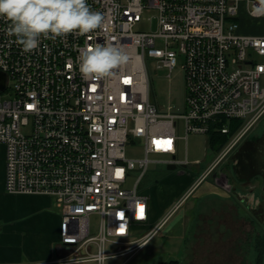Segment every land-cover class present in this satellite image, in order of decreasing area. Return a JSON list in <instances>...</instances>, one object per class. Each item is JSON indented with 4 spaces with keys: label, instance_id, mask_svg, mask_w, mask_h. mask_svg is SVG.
Wrapping results in <instances>:
<instances>
[{
    "label": "built area",
    "instance_id": "2783aa9c",
    "mask_svg": "<svg viewBox=\"0 0 264 264\" xmlns=\"http://www.w3.org/2000/svg\"><path fill=\"white\" fill-rule=\"evenodd\" d=\"M88 3L103 14L98 29L42 38L31 52L3 30L8 21L0 18L4 189L54 199L61 209L62 254L29 264H127L182 204L148 228L150 196L141 184L154 162L150 157L167 156L162 163L182 173L191 164L187 151L178 158L182 140L210 132L229 136L184 201L264 118V33L247 34L242 27L243 11L250 22L264 23L263 0ZM147 11L156 14L157 29L136 31ZM97 43L120 47L128 60L109 76L85 78L80 56ZM178 57L184 60L185 112L164 113L152 100L149 68L172 70ZM232 121L239 123L231 134ZM138 141L145 156L128 159L127 147ZM93 217L99 221L95 231Z\"/></svg>",
    "mask_w": 264,
    "mask_h": 264
},
{
    "label": "crops",
    "instance_id": "0c3cea01",
    "mask_svg": "<svg viewBox=\"0 0 264 264\" xmlns=\"http://www.w3.org/2000/svg\"><path fill=\"white\" fill-rule=\"evenodd\" d=\"M263 144V133L245 137L221 174L213 175L215 186L202 182L197 200L189 196L187 210L168 219L160 230L168 252L163 262L264 264ZM0 167V264L42 263L61 255L60 215L50 212L51 199L6 193L4 164ZM195 181L189 176L183 192ZM167 211L168 203L161 211L151 207L148 228Z\"/></svg>",
    "mask_w": 264,
    "mask_h": 264
},
{
    "label": "rangeland",
    "instance_id": "374dc122",
    "mask_svg": "<svg viewBox=\"0 0 264 264\" xmlns=\"http://www.w3.org/2000/svg\"><path fill=\"white\" fill-rule=\"evenodd\" d=\"M264 1V0H263ZM244 7V4H242ZM156 14L152 11H147L144 14L143 21L139 23L135 30L139 32L154 31L157 29ZM250 22L246 11L242 14V27L247 34L260 35L264 33L263 19H253ZM264 62V59H260ZM184 60L181 57L177 59V65L172 69L157 68L156 64L149 68L151 95L152 100L156 102L162 112L167 113L171 110L174 113L185 112L186 106V83L185 72L183 70ZM264 134V118L257 124V126L246 136H258ZM180 135L184 136V130L180 131ZM208 137L203 134H190L187 140L180 142L178 158L184 160L186 158V151L189 162L184 171L185 174L180 173L182 168L176 170H169L167 164L162 163L163 160L168 159L163 155H152L150 159L154 161L150 167L147 175L142 181L141 189L150 196V205L153 211L161 209L168 203V211L178 203L182 202L179 207L178 214L187 210L190 203L186 200L182 201L189 190L183 192V187L188 181L189 176H194L195 180L205 174L207 169L211 167L219 157V153L215 152L208 145ZM264 145V144H263ZM235 149L226 157L206 180V184L210 183L215 186L214 174L220 173L223 168L228 165L229 159L232 157ZM145 156L143 142L138 141L134 145H129L126 149V157L128 159H140ZM4 164V182L6 172V150L3 145H0V165ZM1 168V167H0ZM227 171V170H226ZM225 173V172H224ZM135 177L139 176V172L133 173ZM221 174V173H220ZM224 175V174H223ZM186 178V179H185ZM196 182V181H195ZM218 182V180H217ZM195 183H193L194 185ZM218 185V183H216ZM183 192V193H182ZM199 192L194 191L190 196V200H197ZM230 196L231 195L230 192ZM50 212L52 214H61V209L57 206L54 199H51ZM170 220V219H169ZM99 221L98 218L93 217L91 221L92 231L97 230ZM258 238H255V242ZM264 242V237H263ZM164 245V239L160 231L141 249L131 256L127 264H161L168 255L167 248ZM110 248V247H109ZM57 255L55 258L59 257ZM117 263H121L123 259H117Z\"/></svg>",
    "mask_w": 264,
    "mask_h": 264
},
{
    "label": "clouds",
    "instance_id": "9594fccd",
    "mask_svg": "<svg viewBox=\"0 0 264 264\" xmlns=\"http://www.w3.org/2000/svg\"><path fill=\"white\" fill-rule=\"evenodd\" d=\"M0 18L8 21L3 30L25 52L39 48L42 38L55 40L74 31L86 34L103 23V14L88 0H0ZM127 60L120 47L97 43L81 54L79 71L85 78L109 76Z\"/></svg>",
    "mask_w": 264,
    "mask_h": 264
},
{
    "label": "trees",
    "instance_id": "16d2710c",
    "mask_svg": "<svg viewBox=\"0 0 264 264\" xmlns=\"http://www.w3.org/2000/svg\"><path fill=\"white\" fill-rule=\"evenodd\" d=\"M239 121H232L231 123V134L234 133L237 129V124ZM230 134V135H231ZM208 145L215 152H220L224 145L227 143L229 136L224 134H216L215 132H210L208 135ZM162 264H179L177 260H169L163 262Z\"/></svg>",
    "mask_w": 264,
    "mask_h": 264
},
{
    "label": "water",
    "instance_id": "95a60500",
    "mask_svg": "<svg viewBox=\"0 0 264 264\" xmlns=\"http://www.w3.org/2000/svg\"><path fill=\"white\" fill-rule=\"evenodd\" d=\"M5 82H6V75L2 72H0V89L4 90L5 89ZM169 170H176L175 165H169L168 166Z\"/></svg>",
    "mask_w": 264,
    "mask_h": 264
}]
</instances>
